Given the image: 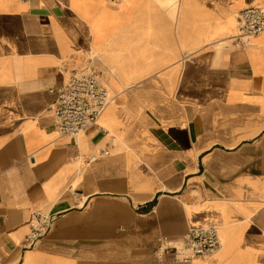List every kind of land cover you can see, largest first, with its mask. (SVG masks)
<instances>
[{
	"label": "crops",
	"instance_id": "crops-1",
	"mask_svg": "<svg viewBox=\"0 0 264 264\" xmlns=\"http://www.w3.org/2000/svg\"><path fill=\"white\" fill-rule=\"evenodd\" d=\"M70 4L0 0V264H264V31L230 41L264 0ZM88 57L115 105L60 135L53 90ZM198 225L220 253L162 246Z\"/></svg>",
	"mask_w": 264,
	"mask_h": 264
},
{
	"label": "built area",
	"instance_id": "built-area-1",
	"mask_svg": "<svg viewBox=\"0 0 264 264\" xmlns=\"http://www.w3.org/2000/svg\"><path fill=\"white\" fill-rule=\"evenodd\" d=\"M236 32L230 41L235 45H247L257 34L264 31V6L250 4L242 8L236 18ZM102 71L88 57L85 62L72 68L65 82L53 90L54 98L48 109L56 117V129L60 135L77 134L95 124L114 97L101 84ZM109 155L105 147L86 157L89 162ZM36 221V219H35ZM28 236L31 242L41 234V225L31 222ZM163 247L175 248L184 261L207 256L220 247L217 228L214 225H198L174 240H163Z\"/></svg>",
	"mask_w": 264,
	"mask_h": 264
},
{
	"label": "bare ground",
	"instance_id": "bare-ground-1",
	"mask_svg": "<svg viewBox=\"0 0 264 264\" xmlns=\"http://www.w3.org/2000/svg\"><path fill=\"white\" fill-rule=\"evenodd\" d=\"M60 2H62V0H59ZM78 3H79V0H71V4H70V6H71V8H73V10H75V12L76 13H78ZM61 23V26H62V22H60ZM61 26H59L58 25V27H57V29H56V32H57V34H59L60 33V36H61V34H62V27ZM77 38V37H76ZM78 42H80L79 40H76V43H78ZM82 47H84V48H87V45L86 44H80L78 47H76L75 48V50L74 51H79V50H81V48ZM82 65V64H81ZM115 105V103H110L107 107V109H106V114H107V112H109L112 108H113V106ZM98 121V120H97ZM93 125V124H92ZM141 132H142V129L141 128H137L136 129V131H135V133L136 134H138V137L139 138H142V134H141ZM80 133V132H79ZM79 133H77V134H79ZM122 141L125 143V144H127V145H131V143L128 141V137L126 136V135H124L123 136V138H122ZM216 228H217V233H218V230H219V232L221 233V230H220V228L219 227H217L216 226ZM221 236V241H220V247H219V249H217L215 252H213V253H220V251L223 249V246H222V243L224 244V239H223V236H222V234L220 235ZM219 237V236H218ZM219 240H220V238H219ZM222 247V248H221ZM213 253H211V254H213ZM211 254H208V255H211Z\"/></svg>",
	"mask_w": 264,
	"mask_h": 264
},
{
	"label": "rangeland",
	"instance_id": "rangeland-1",
	"mask_svg": "<svg viewBox=\"0 0 264 264\" xmlns=\"http://www.w3.org/2000/svg\"><path fill=\"white\" fill-rule=\"evenodd\" d=\"M78 66H80V65H78ZM103 85H104V83H103ZM105 86V85H104Z\"/></svg>",
	"mask_w": 264,
	"mask_h": 264
}]
</instances>
